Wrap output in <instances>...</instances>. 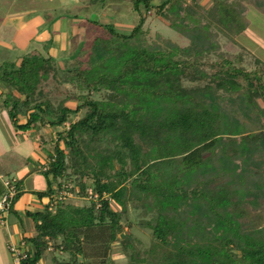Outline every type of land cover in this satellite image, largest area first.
<instances>
[{"label": "trees", "instance_id": "obj_1", "mask_svg": "<svg viewBox=\"0 0 264 264\" xmlns=\"http://www.w3.org/2000/svg\"><path fill=\"white\" fill-rule=\"evenodd\" d=\"M12 1L0 0V20ZM38 1L30 16L80 19L82 33L59 58L48 54L49 40L46 55L34 49L17 67L1 63L0 80L12 89L2 103L20 130L61 127L84 109L56 132L42 170L52 180L37 194L51 198L52 184L71 176L83 197L89 185L93 193L86 205L28 211L36 234L20 264H38L51 248L67 254L55 253L54 264H116V241L128 264H264L262 215L249 210L250 200L264 201V62L219 42L236 46L246 3L264 13V0ZM152 11L189 44L148 39ZM101 12L111 19L88 17ZM129 209L150 231L146 249L124 231Z\"/></svg>", "mask_w": 264, "mask_h": 264}, {"label": "crops", "instance_id": "obj_2", "mask_svg": "<svg viewBox=\"0 0 264 264\" xmlns=\"http://www.w3.org/2000/svg\"><path fill=\"white\" fill-rule=\"evenodd\" d=\"M76 1L78 0L48 1L41 7L51 8ZM14 2L15 0L11 2L8 11L0 20V64L9 62L17 67L21 56L34 49L46 55L43 44L49 40L51 45L47 51L54 58L71 51L70 36L81 34L83 30L79 26L80 19L61 18L45 23L41 15L30 16L31 12L39 8L38 0H34V4L24 2L25 7L18 12H12ZM88 17L99 20L111 19L107 12L90 14ZM11 91V87L0 80V194L4 190V180L14 179L19 186L18 197L13 199L10 210L0 223V264H16L14 255L8 248L10 243L19 244L23 241L26 248L31 249L29 238L34 236L36 231L27 212L42 210L46 205H50L55 197L37 194L45 191L48 182L52 180L51 175L45 177L39 175H44L42 170L47 166L48 153L52 152L51 149L47 151L44 147L42 135L49 133L51 138L53 130L48 124L37 125L27 130L17 129L2 103L5 94ZM25 119V115H18V123H23ZM9 172L14 175L6 178L4 174ZM52 188H56L55 183L52 184Z\"/></svg>", "mask_w": 264, "mask_h": 264}, {"label": "rangeland", "instance_id": "obj_3", "mask_svg": "<svg viewBox=\"0 0 264 264\" xmlns=\"http://www.w3.org/2000/svg\"><path fill=\"white\" fill-rule=\"evenodd\" d=\"M161 0H154V3H158ZM24 2L28 3H35L34 0H15L12 12L16 11H22L25 7ZM200 3L202 5L207 6L210 4V0H200ZM32 4V5H33ZM121 3L115 2L111 4L110 8L112 10H117ZM246 12H245V21H246V28L241 31L236 37L235 41L237 43L236 46H233V44L230 43L225 37L220 36L219 42L220 45H222V48L225 50V48L231 52H238L241 47L249 49V52L254 54L255 56H258L263 62H264V13H261L258 11L252 4L246 3ZM110 17V16H108ZM106 17V18H108ZM101 20H106L105 18H102ZM148 39L155 38L156 34H160V36L163 38H170L171 40L175 41L181 46H186L189 44V40L186 38L181 37L178 33L170 30L167 27L166 22L158 15H156L153 11L150 12V18L148 19ZM117 28L119 31L128 32L129 26L126 25H117ZM264 81V76H263ZM96 97V96H95ZM262 105L263 103L259 101ZM70 104L74 105V102H70ZM84 114V109H81L77 114L71 115L70 119L61 127L52 128L51 126L49 128H52V136L49 137V133H45L42 135V142L45 144V148L47 151L50 149L52 150L55 142L57 134L56 132L58 130H62L63 127L67 128L70 122L77 120L79 117H81ZM52 142V143H50ZM60 145L62 147H65L64 143L61 142ZM5 177H11L14 175V173H5ZM39 176L45 177V175L40 174ZM78 180V177L71 176L70 178H61L60 185L58 186L56 184L55 188V199L56 201L53 206V210L55 209L57 203L64 202V203H72L75 205H86L89 203V195L93 193V190L91 186H87V194L88 196L83 197L81 193L79 192V185L76 184V181ZM86 184H90L91 180L88 178L83 179ZM251 207H249L250 214H261L262 215V222L264 223V201H261V199H252L250 200ZM113 207L115 209H118L119 207L113 204ZM139 220L138 213L136 210L129 209L128 213V220H123L124 225V231L127 234H131L132 240L133 238L136 240L133 241L136 248L140 249H146L150 243V231L147 229L142 228L137 224ZM244 221H247V218L243 219ZM258 220V219H256ZM130 221L133 223L132 228L127 227V222ZM111 257L114 260L116 264H128V258L124 256L121 253V247L120 243L118 241L112 243L111 246ZM57 254L58 258H66L67 254H63L61 252H55V249H49L46 252V255L44 258L38 263V264H54L52 257L54 254Z\"/></svg>", "mask_w": 264, "mask_h": 264}, {"label": "built area", "instance_id": "obj_4", "mask_svg": "<svg viewBox=\"0 0 264 264\" xmlns=\"http://www.w3.org/2000/svg\"><path fill=\"white\" fill-rule=\"evenodd\" d=\"M4 190L0 194V223L4 221V216L10 210L11 204L15 195L18 192L16 181L14 179H7L3 181ZM90 197V196H89ZM97 195H94L96 198ZM55 197L53 198L50 208L53 210ZM10 252L14 255V261L16 264H20V260L27 256L28 249L26 243L21 241L19 244L10 243L8 246Z\"/></svg>", "mask_w": 264, "mask_h": 264}, {"label": "water", "instance_id": "obj_5", "mask_svg": "<svg viewBox=\"0 0 264 264\" xmlns=\"http://www.w3.org/2000/svg\"><path fill=\"white\" fill-rule=\"evenodd\" d=\"M124 235H125L124 233H121V234H120V238H123V237H124Z\"/></svg>", "mask_w": 264, "mask_h": 264}]
</instances>
